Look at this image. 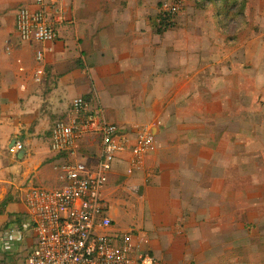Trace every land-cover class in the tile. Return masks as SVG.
<instances>
[{
	"label": "crops",
	"instance_id": "crops-1",
	"mask_svg": "<svg viewBox=\"0 0 264 264\" xmlns=\"http://www.w3.org/2000/svg\"><path fill=\"white\" fill-rule=\"evenodd\" d=\"M162 1L59 0L60 15L53 16L59 38L25 44L18 37L16 16L22 7L36 8V0H0V143L10 157L4 160L7 178L0 180V187L14 185L23 198L27 187L59 183L57 166L67 157L50 150L51 132L60 120L73 123L72 103L78 96H91L92 107H100L92 114L109 122L128 118L127 105L131 118L141 112L151 120L169 104L153 92L145 93L139 103L135 96L140 89L162 88V74L177 65L170 63V56H180L170 52L172 30L163 32L158 25ZM18 41L22 43L19 47ZM39 51L44 53L41 62L36 59ZM69 93H74L70 99ZM51 98L59 99L53 109ZM62 103L66 108L60 110ZM11 121L13 124L7 125ZM133 122L116 123L126 132L128 123ZM13 139L23 145L16 160L9 153ZM83 146L81 156L85 157L86 148L87 159L94 162V152L101 148L99 135L87 137ZM154 151L144 161L163 170L166 159ZM160 184L153 183L147 190L146 211L143 208L133 225L147 236L146 247L157 264L176 255L186 258L182 264H264V196L259 194L263 185L242 184L240 189L231 178L212 177H198L194 183L172 190L168 180ZM240 191L241 196L235 194ZM248 197L254 203L246 201ZM15 203L8 206L6 214L18 213ZM182 226L184 233L178 231ZM12 255L14 251H0V264H13L17 256L10 258Z\"/></svg>",
	"mask_w": 264,
	"mask_h": 264
},
{
	"label": "rangeland",
	"instance_id": "rangeland-1",
	"mask_svg": "<svg viewBox=\"0 0 264 264\" xmlns=\"http://www.w3.org/2000/svg\"><path fill=\"white\" fill-rule=\"evenodd\" d=\"M196 1H184L183 10L177 16V26L170 32V52L180 56H170L169 61L177 62V65H169L167 69L171 67L170 71L162 74V88L140 89L135 95L139 103L145 93L153 92L169 104L151 120L141 112L135 113L138 117L131 118L127 105L124 110L130 116L116 121L119 124L135 121L130 123L136 127L131 134L146 126L154 128H150L156 135L154 152L161 159H166L163 165L167 169L162 170L159 165L148 164L151 162L145 160V164L141 162L131 172L133 174L128 173L126 162L122 161L119 171L114 169L120 176L117 182L105 189V196L112 208V218L116 222L115 227L122 232L139 231L145 240L147 236L143 230L133 225L142 215L143 208L146 211L148 202L145 195L153 183L160 187V181L168 180L172 190L183 184H192L198 177H212L231 178L233 185L240 189L242 184L260 183L264 186V0H251L247 16H232L225 11L231 9V3L222 10L213 0H201L204 4L198 10ZM167 2L172 0H163L161 3ZM215 14H219L222 19L215 20ZM20 41L18 47L22 44ZM37 54L38 52L37 61H43L38 60ZM87 85L92 89L91 80ZM73 95L74 93H69L68 99ZM83 98L90 103L91 111L99 110L100 107H92L94 99L91 96ZM58 100L51 98V109ZM65 108L66 103H62L60 110ZM94 115L97 116L95 113ZM165 115H169V118H164ZM12 124L11 121L7 125ZM135 137L136 134L132 135V138ZM96 141L99 146L98 139ZM16 144L9 147V153ZM2 147L0 143V180L4 181L7 178L4 160L9 155ZM98 148L94 152L96 155ZM170 151L176 152L168 153ZM19 153L16 156L10 155L15 159ZM87 153L85 148V157L79 160L86 163ZM152 153L153 151L150 154ZM169 158L173 160L170 161ZM57 170L59 173L60 170ZM19 190L21 189L14 185L0 187V235L7 231L0 240L3 245L0 244V251H14L15 255L10 257L17 256L14 263L28 255L36 244V234L29 227L24 212H21L24 201L22 191ZM26 190L23 193L24 199ZM235 194L241 196V191ZM259 194L264 196V189ZM241 200L244 201L242 198ZM246 201L254 203L250 197ZM6 202L8 205L3 209ZM11 203H15L19 211L8 215L6 212ZM15 217L17 218L14 220ZM17 221H24L22 229H17ZM5 223L6 230H3ZM178 231L184 233V226L178 228ZM180 233L177 235H182ZM159 234L161 233L158 236ZM206 235L208 234H201L202 237ZM180 237L186 239L185 236L174 238ZM162 238L164 237L161 236ZM175 243L181 246L180 241ZM169 258L171 260L166 258L165 264H182L186 260L181 255Z\"/></svg>",
	"mask_w": 264,
	"mask_h": 264
},
{
	"label": "built area",
	"instance_id": "built-area-1",
	"mask_svg": "<svg viewBox=\"0 0 264 264\" xmlns=\"http://www.w3.org/2000/svg\"><path fill=\"white\" fill-rule=\"evenodd\" d=\"M36 6L22 7L17 13L20 40L27 44L56 41L59 34L53 16L60 15L59 0H36ZM183 6V0H172L163 3L162 10L179 15ZM37 58L43 59L42 51ZM72 108L73 123L60 120L51 132L50 150L67 157L57 167L59 184L26 190L24 214L36 234V244L13 264H157L141 232H122L115 227L105 196V189L120 177L114 169L125 161L128 173L133 174L154 150L156 135L146 126L132 138L129 133L136 127L128 123L125 132V127L103 121L92 114L90 103L82 97L73 100ZM95 134L101 148L95 162L84 163L79 160L84 158V141ZM22 149L17 141L10 153L16 156Z\"/></svg>",
	"mask_w": 264,
	"mask_h": 264
},
{
	"label": "trees",
	"instance_id": "trees-1",
	"mask_svg": "<svg viewBox=\"0 0 264 264\" xmlns=\"http://www.w3.org/2000/svg\"><path fill=\"white\" fill-rule=\"evenodd\" d=\"M183 1H185V0H183ZM213 1H214V4H216L222 10H223V8L224 9L226 8L228 3H231V6H230L231 9L228 8L225 11H227L232 16L233 15L234 16H241V15L247 16L249 14V3L251 2V0H213ZM202 4H204V1L197 0L195 3V6L198 10H200V9H202ZM162 5L163 4L160 3L158 6V8H159L158 20L160 21L158 25L160 26V28L163 32H166V31L174 29L177 26V22H178L177 16L178 15H169V14L165 13L162 10ZM207 7H208V5L205 8L207 9ZM227 15H225V16H227ZM214 16H215L214 17L215 20L222 19V17L219 18V14H215ZM86 116L87 115L85 114L84 117H86ZM7 205H8V202L4 203L3 209H5ZM17 223H18V229H22L24 221H17Z\"/></svg>",
	"mask_w": 264,
	"mask_h": 264
},
{
	"label": "water",
	"instance_id": "water-1",
	"mask_svg": "<svg viewBox=\"0 0 264 264\" xmlns=\"http://www.w3.org/2000/svg\"><path fill=\"white\" fill-rule=\"evenodd\" d=\"M16 143H17V140H16V139H13V140H12V143H11V145H10V148H12Z\"/></svg>",
	"mask_w": 264,
	"mask_h": 264
}]
</instances>
